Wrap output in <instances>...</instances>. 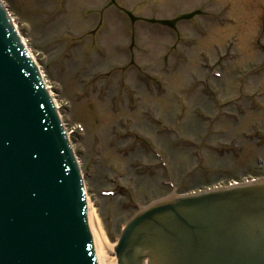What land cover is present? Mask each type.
<instances>
[{"label":"rangeland","instance_id":"1","mask_svg":"<svg viewBox=\"0 0 264 264\" xmlns=\"http://www.w3.org/2000/svg\"><path fill=\"white\" fill-rule=\"evenodd\" d=\"M4 1L13 14L21 33L30 43V50L43 70L47 84L51 87L52 95L60 107L66 125L71 132L74 150L84 176L86 175L85 182L88 188L93 224L100 228L112 243H114L120 232L121 224L124 223L133 210L122 206L125 199L122 195L117 194L110 198L100 195L101 190L113 187V184H110L107 178L115 174L116 169L122 167L121 162L128 163L130 161L129 158H124L113 150L109 158L107 157L108 151L105 145L107 136L112 135L111 128L115 123L116 128L126 132L125 136L129 137L128 142L131 144L134 142V138L128 136V132L136 129L137 133H140V130L145 133L146 127L143 124L144 122L142 123L144 115H138L139 110L131 112L128 109L129 98H124L120 107L115 109L114 103L105 94L98 97L99 91L94 90L93 86L90 85L93 78L96 80L102 75L106 76L99 80V87L104 83L107 84V88H109L107 92L113 99L115 94L121 93L124 84L129 83L132 85L135 79L139 80L136 70H128L126 68L128 65L134 64L142 67L145 63V67L153 70L154 75L165 72L161 69L162 61L158 62L157 60L156 46L169 40V43L172 44L170 49L175 48L178 52L177 58H182L185 54H188L187 59L192 58L193 60L188 59L179 62L181 68L178 77L180 80L179 87L183 89L172 91L168 89L162 96L161 92L155 96L154 89V95L144 94L141 96L140 103L149 102L148 105L151 106L152 111H159L164 119H168L178 118L183 114V117L193 116V114L198 116L201 111L214 115L237 112L236 104L232 103L231 99L242 96L240 103L243 105L242 111L248 114L245 122H247L249 129H253L257 120L264 125V86L261 85V82H264V76L260 72H251L252 67H257L264 60V52L257 49L254 44V37L261 32L264 34V20L258 33L261 26L259 22L264 18V0H187L185 2L181 0H72L70 5L66 0ZM199 6L209 9L211 14H215L214 17L217 20L223 19L224 21L219 24L215 19L212 24L206 21L205 30L207 34L205 35L196 30L195 26L199 23L197 24L195 19L191 23L186 21L180 26L181 32L177 36L174 35L172 38V32L168 31L170 34L169 39L165 34L167 30L163 27L155 25L151 27L146 21L130 22L125 13V11L134 9L136 17L146 19L163 18L173 17V15L182 13L183 10L189 11ZM95 7L101 8L98 16L94 13L93 9ZM84 15L86 18L91 16L96 22L103 20V29L99 30L97 24L94 28V24L88 22ZM204 18V15H202L199 20ZM200 24L202 23L200 22ZM101 31L103 32L101 33ZM96 32L99 33V39L96 38L93 45H100V50L94 51L100 59L105 58L107 54L109 62L108 65L106 63L103 66L102 70L90 73L84 70V66L88 65L84 62V58L87 57L85 53L90 47L84 45V43L88 44L86 40L84 41V37ZM90 39L92 37L88 36V41ZM198 39L199 43L194 46L195 50H203L201 56H205L208 65L211 58L212 61L221 60L228 44L232 46L229 52L233 54L240 53L237 60L227 61L228 67L226 71L223 70L222 77L210 81L209 87L215 89H213V94H207L208 97L205 93L198 91L202 86L191 80V76L196 75L199 77L205 74L202 68L199 67L200 60L202 62L204 60L201 57L199 60V57H196V51L190 48L191 44ZM247 40H250L248 45L247 42L246 44L243 43ZM263 40H261V44H264ZM213 41L217 42L214 43ZM214 44L218 47H214ZM149 53H152L150 57H148ZM169 53L167 52L164 58ZM255 56L257 59H255ZM149 58L150 61H148ZM195 58L196 62H194ZM89 59L88 57V61H91ZM113 67L115 69L124 67V74H120L118 71L111 76L107 75L110 72L109 69ZM221 68L222 66L219 65L218 69ZM248 70L250 71L246 74L245 71ZM250 73L254 75L245 79ZM176 76L177 73L171 72L168 75L169 82H174ZM157 80H159V76H157ZM183 80L187 81L186 84H183ZM209 87L202 88L206 91ZM135 88L139 90V85ZM87 92L89 93L88 96L84 97ZM134 92L141 95L136 90ZM212 95L214 98H211ZM202 99L204 100L203 104H201ZM97 100L101 102L97 104ZM114 100L117 99L114 98ZM187 101L193 104L197 103L200 106L206 104L204 108L207 106V109L202 110L194 106L188 108L187 105L186 107L183 106L181 112L180 104ZM69 104L70 106L67 108ZM142 108H145V106ZM252 117L256 119L254 120ZM76 122L85 127V136L84 134L80 135L79 129L77 131L78 125ZM130 122H132V125ZM140 145L133 146L131 154L128 156L132 157L131 162L134 164L142 163L149 157L146 149ZM121 147L124 146L121 145ZM252 147L254 148V145L251 144L248 149ZM260 150L263 151V149ZM258 166L251 170L257 174L264 173V165L259 164ZM132 171L131 168L130 174ZM225 172L226 174L220 172V175L227 177V180L236 179V175H239L238 178L242 175L247 177L246 175L250 173L240 163H237V165L234 163ZM214 174L218 175L219 173ZM162 175H145L149 188H145L144 183L138 179V187L141 185L139 187L140 192L133 199L146 201L149 198L164 194L168 188L162 187L158 182ZM211 176L216 177L212 174ZM127 178V175L122 176L121 184H126ZM225 182L229 181L225 180ZM202 183L203 181L200 182L201 185ZM201 185L199 186L201 187Z\"/></svg>","mask_w":264,"mask_h":264},{"label":"water","instance_id":"2","mask_svg":"<svg viewBox=\"0 0 264 264\" xmlns=\"http://www.w3.org/2000/svg\"><path fill=\"white\" fill-rule=\"evenodd\" d=\"M30 68L0 7V264H95L69 149ZM189 201L173 199L150 211L148 220L138 217L120 244L126 262L236 264L243 254L234 249L236 233L264 243V187ZM91 222L98 264H118L113 246L99 243ZM208 236L210 253L208 243L200 246ZM195 241L202 257L192 253L200 250Z\"/></svg>","mask_w":264,"mask_h":264},{"label":"bare ground","instance_id":"3","mask_svg":"<svg viewBox=\"0 0 264 264\" xmlns=\"http://www.w3.org/2000/svg\"><path fill=\"white\" fill-rule=\"evenodd\" d=\"M178 75H180V74H178ZM94 229H95V233H96V238L102 246H104V247L113 246V244L106 241V238L104 237L103 233L98 229V227L96 225H94Z\"/></svg>","mask_w":264,"mask_h":264}]
</instances>
